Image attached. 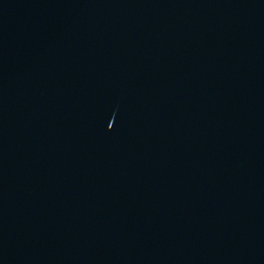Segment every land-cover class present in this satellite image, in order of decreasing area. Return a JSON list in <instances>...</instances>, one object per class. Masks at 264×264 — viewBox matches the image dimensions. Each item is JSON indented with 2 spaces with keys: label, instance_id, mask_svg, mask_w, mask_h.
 <instances>
[{
  "label": "water",
  "instance_id": "95a60500",
  "mask_svg": "<svg viewBox=\"0 0 264 264\" xmlns=\"http://www.w3.org/2000/svg\"><path fill=\"white\" fill-rule=\"evenodd\" d=\"M0 264H264V0H0Z\"/></svg>",
  "mask_w": 264,
  "mask_h": 264
}]
</instances>
